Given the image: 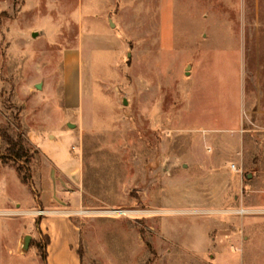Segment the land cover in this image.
I'll use <instances>...</instances> for the list:
<instances>
[{"label": "rangeland", "instance_id": "rangeland-1", "mask_svg": "<svg viewBox=\"0 0 264 264\" xmlns=\"http://www.w3.org/2000/svg\"><path fill=\"white\" fill-rule=\"evenodd\" d=\"M175 6L214 8L223 16L217 41L201 40L193 20L179 25L173 49L154 43L143 24L157 8L153 0H0V131L22 136L33 156L19 163L28 184L12 163L0 169V209H27V218L0 215V243L16 248L25 227L27 245L45 247L47 237L37 230L41 211L30 210L54 202L57 184L80 201L84 264H218L223 256L215 248L190 253L161 239L157 254L152 212L165 190L205 179L215 185L225 167L246 207L264 204V43H253L254 18L264 32V0ZM240 14L243 80L235 55ZM215 43L217 54L203 55ZM29 134L59 156L57 143L66 146L78 162L74 176L54 168ZM50 139L57 143L48 147ZM235 206L209 208L206 216L229 210L224 214L235 217ZM170 218L165 230L178 240L189 241L196 228L204 234L203 220ZM215 234L213 227L210 238Z\"/></svg>", "mask_w": 264, "mask_h": 264}, {"label": "crops", "instance_id": "crops-1", "mask_svg": "<svg viewBox=\"0 0 264 264\" xmlns=\"http://www.w3.org/2000/svg\"><path fill=\"white\" fill-rule=\"evenodd\" d=\"M153 1L157 8H153L151 15L147 13L145 14L146 16L143 15V24H145L144 32L149 31L147 30L148 26L151 27L152 33L155 34L152 38L154 43H164L167 49H173L179 37L177 33L179 25H185L184 23L187 21L193 22V20L200 25L201 40L217 41L218 35H220L217 32L221 25L219 21H222L221 18L223 16L216 12L214 8L204 6L200 10L192 11L188 9L189 7L176 9L175 0ZM237 21L239 24L240 42L235 48V55L239 58L242 65L241 80H243L245 65L244 42H246L244 16L240 14ZM256 25L257 21L254 18L253 43H264V32H257ZM187 32L184 30L181 38L187 40L185 35ZM217 46L216 43L210 46L208 52L205 49L203 55L209 53L217 54ZM240 89L242 107L243 82L240 85ZM28 136L29 140L40 148L42 154L51 163L53 162L54 168L62 169L69 175L74 176L78 162L70 156L66 146L57 143L56 140H49L50 142L48 143L50 145L48 147L52 146V143H57L59 149H64L63 154L59 156L43 147L46 141L42 137H38L36 143H34L35 141H33L30 134ZM4 146V142L0 137V155H3ZM68 161L69 164L63 169L62 165L67 164ZM7 167L13 166L0 162V169ZM217 180L219 182L215 185L210 184L209 180L205 179L203 180L204 182H197L188 186H173L165 190L161 196L159 207L154 208L152 212V229L156 235L154 246L157 254L159 256L163 255L158 250L159 245L155 244V239H161L167 241L175 248L179 247L185 251L188 250L190 253L206 254L209 249L215 248L216 255L223 256L221 259L219 258L218 264H264V204H260L257 201L256 204L250 203L246 207L242 198L237 195L241 189L240 183L236 180L234 174L225 169V167L218 173ZM252 192L256 194L259 191L254 189ZM55 193L54 202L46 205L41 202V204H37L35 209L30 210L41 211L37 219L38 234L45 235L50 239L49 244L44 247L46 260L42 259L35 246L30 245L29 242L27 245V238L31 240V237L26 236L24 227L17 239L16 248H9L3 242L0 243V264H30L31 260L36 264H84V256L81 257L79 253L83 244V230L77 224L78 220L76 219L81 207L80 201H73L67 195L68 190L63 185L55 184ZM237 204H239L240 209L232 211V213L236 214L235 217L224 214L229 213V210L220 212L215 219H208L206 216L209 208H234ZM14 205L18 208L21 207L19 202H14ZM8 214H19L20 218H27V209L11 211L0 209V215ZM174 215L203 220L204 234L201 232L198 234L197 230L199 228H196V230H192L189 241L176 239L165 230L168 227L167 223H170V217ZM22 221L25 222L26 220L23 219ZM213 227L216 234L214 238H210L209 233ZM23 236L26 237L23 239ZM31 248H34L35 252L29 255Z\"/></svg>", "mask_w": 264, "mask_h": 264}, {"label": "trees", "instance_id": "trees-1", "mask_svg": "<svg viewBox=\"0 0 264 264\" xmlns=\"http://www.w3.org/2000/svg\"><path fill=\"white\" fill-rule=\"evenodd\" d=\"M0 137L2 138L3 142L6 144V160L4 161L5 164L12 163L13 166L16 168V171L21 178L22 182L25 184L29 183V177L27 176V173H23V168L20 166L19 163L22 161L25 162V164H30V161L32 160L33 156L31 155L30 149L26 146V143L24 141V138L22 136H18L17 138L12 137L7 131H0ZM50 242V239L46 238V245H48ZM34 246V245H33ZM37 249L41 251V257L45 261L46 256L44 253V247L41 248V246L38 244L36 245ZM80 256L83 257V248L82 245L79 250Z\"/></svg>", "mask_w": 264, "mask_h": 264}, {"label": "water", "instance_id": "water-1", "mask_svg": "<svg viewBox=\"0 0 264 264\" xmlns=\"http://www.w3.org/2000/svg\"><path fill=\"white\" fill-rule=\"evenodd\" d=\"M40 88V87H39ZM69 127H74V125H72V124H69ZM27 241H29V238H27Z\"/></svg>", "mask_w": 264, "mask_h": 264}, {"label": "bare ground", "instance_id": "bare-ground-1", "mask_svg": "<svg viewBox=\"0 0 264 264\" xmlns=\"http://www.w3.org/2000/svg\"><path fill=\"white\" fill-rule=\"evenodd\" d=\"M122 213V212H121ZM123 214V213H122Z\"/></svg>", "mask_w": 264, "mask_h": 264}, {"label": "built area", "instance_id": "built-area-1", "mask_svg": "<svg viewBox=\"0 0 264 264\" xmlns=\"http://www.w3.org/2000/svg\"><path fill=\"white\" fill-rule=\"evenodd\" d=\"M243 212V211H242Z\"/></svg>", "mask_w": 264, "mask_h": 264}]
</instances>
